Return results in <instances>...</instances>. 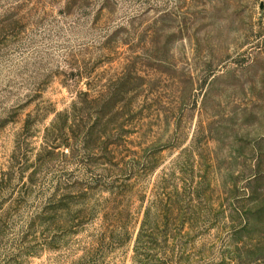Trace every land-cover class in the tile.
<instances>
[{
    "label": "rangeland",
    "instance_id": "rangeland-1",
    "mask_svg": "<svg viewBox=\"0 0 264 264\" xmlns=\"http://www.w3.org/2000/svg\"><path fill=\"white\" fill-rule=\"evenodd\" d=\"M0 264H264V0H0Z\"/></svg>",
    "mask_w": 264,
    "mask_h": 264
}]
</instances>
